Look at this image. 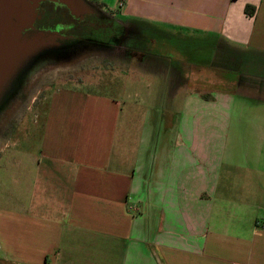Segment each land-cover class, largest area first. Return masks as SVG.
Returning a JSON list of instances; mask_svg holds the SVG:
<instances>
[{
	"label": "crops",
	"instance_id": "crops-1",
	"mask_svg": "<svg viewBox=\"0 0 264 264\" xmlns=\"http://www.w3.org/2000/svg\"><path fill=\"white\" fill-rule=\"evenodd\" d=\"M101 2L123 19L204 38L205 49L220 38L264 57V0ZM183 47L185 84L174 87L170 71L134 77L162 83L169 108L101 94L77 107L65 96L36 126L39 154L0 159L12 184L0 193V264H264V100L238 92L235 72L209 97ZM206 123L213 137L197 134Z\"/></svg>",
	"mask_w": 264,
	"mask_h": 264
},
{
	"label": "rangeland",
	"instance_id": "rangeland-1",
	"mask_svg": "<svg viewBox=\"0 0 264 264\" xmlns=\"http://www.w3.org/2000/svg\"><path fill=\"white\" fill-rule=\"evenodd\" d=\"M89 1H91V3L96 2L97 5L102 8V0ZM111 9L103 7V10L107 14L116 13V11H113L116 10L115 5H113ZM133 25L137 26L141 31L146 30V28H140L139 24L133 23ZM153 26L154 27L149 28L152 29L153 36L159 35V39L164 40L162 39L163 36L161 33L166 31L165 29L167 27L159 25ZM110 32L111 31H108L109 34ZM101 33L102 32H97L99 37L106 38V36H104L105 33H102V35ZM97 34H93V36L96 38L98 36ZM144 35L149 36L146 33H142L138 36L136 35L132 41L135 40L138 46L147 45L148 39H145ZM194 37L197 39H204L199 36ZM129 41H131V39H129L128 42ZM55 50L47 54H42L41 57L36 59L38 61H36L34 65L28 66L29 70L21 78V82H26L30 79L34 82L40 80L37 86L38 89L30 92L22 103L17 96L14 97L12 95L0 110L1 160L6 159L13 151H16L21 156L23 154L27 155L28 151L39 154L41 134L39 133L40 129L36 126L40 123L41 125L44 123L45 116L43 111L49 109L52 104L57 103L65 96L68 104L77 107L82 105L87 95L101 94L106 97L118 98L127 102H135V100L140 99L144 100L145 104L157 103L162 106L163 109L169 108V99L172 100V97L169 98V96H167V91H165L166 88L163 87L162 83L158 84L156 80L145 78V76H143L144 79L142 81L134 80V77L139 76L138 72L142 69L135 60L124 62L116 58L103 59L101 57L91 56L90 54L88 55L86 51L81 53L82 50L75 54L76 57L79 56L77 60L67 58L66 56H68V53L61 54L60 56L64 58L60 59V56H57V49ZM151 51L154 52V50ZM211 54L212 51L210 49L200 48L196 51V57L200 59H210L211 57L212 60ZM198 58L192 63L196 66L197 71L203 67L200 70L201 72L197 75L204 80L207 79L209 83L207 90L209 94L212 93L209 96L211 97L216 92V89L218 90L219 86L216 88V82L225 81L226 77L224 74L230 71L216 69L209 64L205 67V65L199 63L200 61ZM261 58L258 57L252 61L255 65H246V70L243 71L242 74L240 73L241 76L237 72L235 73L236 76H234V80L237 81L239 87L242 89L238 92H245L249 94L251 98L257 100H264V57ZM214 78L219 79L215 81L213 80ZM185 96L186 93L181 92L180 95L177 96V99L173 100L174 108L178 110L174 113L175 117H179L182 113ZM71 97H75L76 99ZM205 115L207 120H211L215 117V114L209 110ZM196 131L197 134H206V136L212 135L213 137L215 128L214 125L208 126L206 123L205 128H196ZM0 170H2L1 172H5L3 167H0ZM11 187L12 184L10 181L7 182L5 177L0 179V193L4 195L7 193L12 194V191H10Z\"/></svg>",
	"mask_w": 264,
	"mask_h": 264
},
{
	"label": "flooded vegetation",
	"instance_id": "flooded-vegetation-1",
	"mask_svg": "<svg viewBox=\"0 0 264 264\" xmlns=\"http://www.w3.org/2000/svg\"><path fill=\"white\" fill-rule=\"evenodd\" d=\"M101 9L103 10V7ZM103 11L100 12L103 17L94 13L87 15L84 19H79L70 13L66 5L57 0H42L36 8L37 17L33 26L26 32L29 34L38 32L54 34L57 56L68 53L67 58L77 60L79 56L76 57L75 54L82 50L81 53L86 51L88 55L103 59L116 58L124 62L135 60L137 64L141 63L143 61L142 52L128 49L131 44L135 47L138 46L135 40L132 41L141 31L133 25L136 23L123 19L116 13L107 14ZM108 31H111L110 34ZM97 32L105 33L106 38H100ZM93 34L98 36L95 38ZM129 39L131 41L128 42ZM59 58L64 57L60 56ZM39 82L40 80L35 82L31 79L26 82L20 80L12 89V95L17 96L22 103L30 92L38 89Z\"/></svg>",
	"mask_w": 264,
	"mask_h": 264
},
{
	"label": "water",
	"instance_id": "water-1",
	"mask_svg": "<svg viewBox=\"0 0 264 264\" xmlns=\"http://www.w3.org/2000/svg\"><path fill=\"white\" fill-rule=\"evenodd\" d=\"M42 0H0V110L12 96V89L42 54L56 49V36L45 32L29 34ZM79 19L103 11L89 0H57ZM104 12V11H103Z\"/></svg>",
	"mask_w": 264,
	"mask_h": 264
},
{
	"label": "trees",
	"instance_id": "trees-1",
	"mask_svg": "<svg viewBox=\"0 0 264 264\" xmlns=\"http://www.w3.org/2000/svg\"><path fill=\"white\" fill-rule=\"evenodd\" d=\"M247 11L252 14L249 9ZM135 23L139 24L140 28H146L145 31H140L138 33L139 35L142 33H146L149 35H144L145 39H148L147 45H140L135 47L133 44H131L128 46V49L132 51L137 50L142 52L143 61L141 63H138V66L146 72L163 73L166 71H170L174 75V87H179L182 84H185L186 79L184 77L186 71H188L189 69V66L188 63L181 60L175 52H180V54H184L182 52L184 50L186 52V48H184L183 46L188 45L190 49V59L191 61H193V56L196 54L197 50H199L200 48H207L206 39L202 40L197 39L193 36H183L181 34H175L164 31L163 33H161V35L163 36L162 39H164L171 45L173 44L174 46H176V48L174 49L175 51H166V53L164 54H158L156 53V50L152 48V45H154V41L160 40L158 37L159 35L153 36L152 29H149L154 26L147 22L145 23L135 21ZM215 41V43L210 49L211 51L214 50V55L212 60H210V62L208 63L213 68L223 69L225 71L235 73L237 72L238 74H242L243 71L246 70V65H249V63L255 60L254 55L249 53L247 50L234 48L225 43L220 38H217ZM151 50H154V52Z\"/></svg>",
	"mask_w": 264,
	"mask_h": 264
},
{
	"label": "built area",
	"instance_id": "built-area-1",
	"mask_svg": "<svg viewBox=\"0 0 264 264\" xmlns=\"http://www.w3.org/2000/svg\"><path fill=\"white\" fill-rule=\"evenodd\" d=\"M263 230H264V227H263Z\"/></svg>",
	"mask_w": 264,
	"mask_h": 264
}]
</instances>
